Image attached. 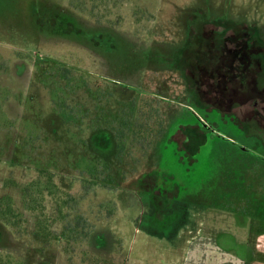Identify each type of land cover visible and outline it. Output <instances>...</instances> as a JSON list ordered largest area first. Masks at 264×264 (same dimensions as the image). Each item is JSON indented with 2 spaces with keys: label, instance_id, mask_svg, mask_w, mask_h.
<instances>
[{
  "label": "rangeland",
  "instance_id": "rangeland-1",
  "mask_svg": "<svg viewBox=\"0 0 264 264\" xmlns=\"http://www.w3.org/2000/svg\"><path fill=\"white\" fill-rule=\"evenodd\" d=\"M195 18L264 35V0H0V264H179L200 222L264 214V88L196 105L176 61ZM135 100L156 142L127 129L122 152L112 128ZM196 114L219 135L191 162L165 137Z\"/></svg>",
  "mask_w": 264,
  "mask_h": 264
},
{
  "label": "flooded vegetation",
  "instance_id": "flooded-vegetation-1",
  "mask_svg": "<svg viewBox=\"0 0 264 264\" xmlns=\"http://www.w3.org/2000/svg\"><path fill=\"white\" fill-rule=\"evenodd\" d=\"M199 18L194 19L196 24L194 34L198 35L196 37L197 45L201 44L200 49L203 50L205 44H209L210 49H214L215 52L195 55L193 60L195 61L194 66H198L197 69L181 68L177 64L178 67L186 77L187 75L198 78L207 75L210 78L213 77L205 83L210 82V88L219 91L220 94L215 96L216 98L221 97V100L218 99V101L226 100V103L232 104L242 99L249 102L256 97V103H258V98L262 94L261 90L264 88V35L261 27L258 24L256 26H240L239 22L231 20L225 26L224 35L226 36H224L221 31L212 30L213 28L210 31L207 30L208 27L205 26L204 20ZM97 25L99 27L96 28L94 36L99 40L97 45H100V42L104 41V31L100 28L108 29L112 26ZM191 56L178 53L176 61L181 59L190 61ZM109 63L115 66V61L110 60ZM202 82L201 79H198L192 84L193 89L195 90L197 85L204 84ZM218 101L216 100V102ZM195 103L199 105L201 100L195 98ZM258 121L259 119L256 121L257 125L263 126L264 122L261 121L260 124ZM202 125L208 129L205 131ZM218 130L216 125L209 124L202 115L198 114L194 121H181L178 124H173L166 133L165 141L176 140L179 149L190 155L189 160L193 162L197 159L195 155L200 152L209 137L219 135ZM178 134H182L183 138H178Z\"/></svg>",
  "mask_w": 264,
  "mask_h": 264
},
{
  "label": "crops",
  "instance_id": "crops-1",
  "mask_svg": "<svg viewBox=\"0 0 264 264\" xmlns=\"http://www.w3.org/2000/svg\"><path fill=\"white\" fill-rule=\"evenodd\" d=\"M227 211L197 224L179 264H264V214Z\"/></svg>",
  "mask_w": 264,
  "mask_h": 264
},
{
  "label": "trees",
  "instance_id": "trees-1",
  "mask_svg": "<svg viewBox=\"0 0 264 264\" xmlns=\"http://www.w3.org/2000/svg\"><path fill=\"white\" fill-rule=\"evenodd\" d=\"M196 37H198L197 34H195L194 38H192V42H190V43L188 42L189 44L187 43L179 52L181 54L192 55L190 61H185L183 59H181L180 61L177 60V64L180 65L181 68H184V67L189 68L190 67V68L197 69L198 66H194L195 61L193 60V57L195 55H198L199 53L203 54V53H214L215 52L214 49H212V50L210 49L209 44H207V45L205 44V46H204L205 48L203 47L204 49L201 50L200 49L201 44L197 45L198 43H197ZM187 78L189 79V81L192 82V84L197 82L198 79H201L203 81L202 83H204V84H201L200 86L197 85L196 89L194 90V95H195L196 100L197 99L199 101L201 100V103H204L203 98H205V96H204L205 94H207L208 97H211V96L214 97V95L218 96L220 94L218 90H215L214 88H210V84H209L210 82L205 83V81H209L210 79H213V77L210 78L209 75L202 76L201 78L195 77L193 75H187ZM215 99L218 101V99L221 100V97L220 98L215 97ZM218 102H220V101H218ZM127 107H129V106L124 105L123 112L127 109ZM131 107H132V109L130 110V114L126 115V116H122L120 118L121 122H120L119 126H117V127L114 126V128H112L116 132V135L114 133H113V135L116 136V138H117L116 142L118 143V147L122 152H124V150L126 148L127 135H128L127 129L128 130L132 129V128L134 129V137L132 140L133 143L136 142V141H134L135 139L138 141L137 143L140 144L141 146H146V145L151 146V145H154V143L156 142L155 135H153V132H152L154 130V128L151 126V123H150L151 120L149 118H146L143 121L138 120L136 123L135 122L133 123L131 120V116L135 114L134 110L136 111V107L138 108V110L136 111L137 115L144 114V112H145L144 107L143 106L142 107L137 106L136 100L131 103ZM148 112H150V111H148ZM144 115H146V114H144ZM158 127L161 129L160 132L163 133L164 130H163L162 123ZM124 129H126V132ZM136 132H138V133H136ZM159 136H161V135H159ZM153 138H154V140H153ZM41 171H43V170H41ZM52 174L53 173L48 172V180H47L48 184L46 185L47 188H49L51 186V184L53 183ZM39 186H41L40 177H38L37 179L31 180L27 184V186H25L27 199L29 201L28 206L31 205L29 203H32L35 200L33 195L35 194L36 188ZM39 190H40V188H39Z\"/></svg>",
  "mask_w": 264,
  "mask_h": 264
}]
</instances>
